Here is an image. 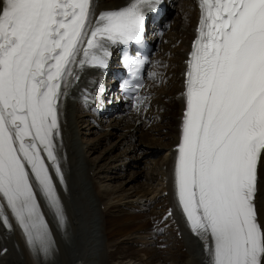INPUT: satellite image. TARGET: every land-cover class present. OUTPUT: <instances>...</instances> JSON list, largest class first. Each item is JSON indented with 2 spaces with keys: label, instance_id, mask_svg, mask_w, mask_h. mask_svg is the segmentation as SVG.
I'll use <instances>...</instances> for the list:
<instances>
[{
  "label": "snow or ice",
  "instance_id": "1",
  "mask_svg": "<svg viewBox=\"0 0 264 264\" xmlns=\"http://www.w3.org/2000/svg\"><path fill=\"white\" fill-rule=\"evenodd\" d=\"M150 2L132 0L93 24L91 0H0V200L34 248L51 246L37 188L64 222L49 173L54 168L63 183L56 154L62 85L76 63L103 66L107 43L138 40ZM200 8L185 73L176 192L211 264H264L254 204L264 161V0H200ZM0 217L10 227L3 204Z\"/></svg>",
  "mask_w": 264,
  "mask_h": 264
},
{
  "label": "bare ground",
  "instance_id": "2",
  "mask_svg": "<svg viewBox=\"0 0 264 264\" xmlns=\"http://www.w3.org/2000/svg\"><path fill=\"white\" fill-rule=\"evenodd\" d=\"M167 1L169 5L174 7L173 10L176 8L180 11L177 25L179 26L181 40L180 38L177 39L180 46L175 48L174 52H171L168 48L173 41L167 40L168 44H165L166 46L163 48L159 47L161 51L158 57L154 58L153 68L149 70L153 75V79L149 81V85L145 89V93H149L145 104L151 103V109L148 112L146 109L139 111L134 108L127 109L123 106L112 108L103 115V117H109L116 114V116L122 118L119 120L115 119V123L110 127L123 129V139L128 142L127 152H136L140 148L139 146H142L143 155L147 153L149 145L153 144L154 147H165L167 145L163 144L159 139H154L150 133H146L141 144H138L139 140H135L137 130L140 128L142 130L143 127H146L149 128L150 132L157 131V128L154 126L150 128L151 124L149 121L153 117L155 118L156 125L161 120V127L165 122L171 126V140L169 138L171 143L168 144V152L160 172L163 185L162 190L160 193L156 191V199H148L146 205L140 207L141 210H136L133 214L130 213V209H138L139 205L138 202L134 201L135 199L130 200V196H118L104 202L100 199V192L97 197H95L96 195L92 196L88 192L87 194L84 193L85 189L82 187L84 168H86L88 179H92L91 170L97 173L99 164L92 165L91 162H88L84 147L86 143L79 142L80 131L77 129V121L80 116L76 114L75 109L79 105H82L84 113L81 117L90 115L88 112L93 106L92 100L97 99L95 96L96 87L105 78L103 72L90 66L91 62L86 61L83 65L79 63L72 65L73 75L68 78L66 87L62 85V94L58 104L60 131L56 138V154L63 175V183H61L55 169L49 168V173L52 176L56 194L59 197L65 217V226L62 230H59L55 226L50 209L46 204L47 201L39 192V189H36L37 198L42 206L44 215L51 225L54 241L51 246L53 249L49 256L56 264H113L117 261L122 262V260L127 258L139 259L142 262L144 261L142 259L146 258L147 261L144 263L147 264H164L166 262L176 264L178 261L181 264H211V257L206 250L204 240L191 230L186 214L179 204L174 177L175 162L178 155L175 146L180 141L182 112L186 106L183 94V91L186 89L184 74L187 63H185V60L187 59L188 52H190L192 40L197 37L198 33L195 28L199 22L201 12L195 0H191V3H182L181 0ZM131 2L132 0H91L92 15L90 19L94 24L95 19L101 13L119 10L127 7ZM176 4L182 5L178 6ZM190 17L192 18L190 19ZM162 41L166 40L163 38ZM115 46L116 44L106 46L109 49L108 53L111 51V54H113ZM166 52H168L167 57L164 56ZM79 59H84L82 53L77 58V60ZM159 59H161V62L156 64V61ZM159 78L162 80L159 81ZM167 83L173 84L172 87ZM163 84H166V88L168 89L171 87L168 92L170 94L168 98H165L164 94L160 93L164 89ZM156 85H160L161 88L155 90ZM152 91L153 96L150 95ZM79 95H83L84 97L79 98ZM86 100H90L89 105L85 103ZM100 107H102L100 110L102 112L108 110L104 105ZM102 112L96 113L102 116ZM103 121L104 119L97 118L93 121L94 124H89V127H100L104 125L105 122ZM127 123H130L127 127L122 126ZM127 142L123 143L126 144ZM120 156L122 157V155ZM257 175L254 204L257 220L261 225H264V161L258 165ZM33 183L35 186L34 181ZM92 184L95 185L94 182ZM165 191L168 192L167 195H162L161 193ZM149 194L150 189L136 191V196H139L138 199L140 200H146L145 197ZM91 197H95L97 201L95 202L94 199L91 201ZM73 202H75L74 206ZM0 204H3V215L7 217L8 224L10 225V227L5 225L3 217H0V264H42L39 261L38 249L27 243L25 233L16 221L11 209L7 207L5 201L0 200ZM94 204L99 209L98 220L95 219L96 210ZM170 206L173 208V215L168 217L167 211ZM126 209L128 210L126 211ZM83 219H85L84 224L88 231L84 232L83 238L78 241L77 234H79ZM97 221H99V224ZM97 225H100L98 227L100 240L102 241L100 249L91 240L92 233L95 235ZM163 227H167L168 233L172 235L171 242H173V246L170 248L169 258H164L160 251L165 246V243L167 244V241H162L163 238L161 239L158 236L162 232ZM178 232L182 236H179ZM146 235L156 237L153 243L155 250H151L149 246L142 247L141 240ZM73 238L77 239V248L74 253H69L68 243ZM12 242L20 250V256L15 254ZM143 243L145 244V241ZM108 246L112 247V250L109 252L105 248ZM3 248H8L5 253H1ZM48 251L50 252L49 249ZM154 251H157V253Z\"/></svg>",
  "mask_w": 264,
  "mask_h": 264
},
{
  "label": "rangeland",
  "instance_id": "3",
  "mask_svg": "<svg viewBox=\"0 0 264 264\" xmlns=\"http://www.w3.org/2000/svg\"><path fill=\"white\" fill-rule=\"evenodd\" d=\"M189 1L190 0H186ZM181 2H185V0H181ZM177 14L180 16V12H177L175 14L172 15L173 19L172 22L176 20L177 18ZM192 17H190L191 19ZM192 23V22H190ZM173 26H175V29H170V31L167 33L166 38L170 39L172 42V44L170 46H168V48L170 49L171 52L175 51V48L179 47L180 44L178 42L177 39L180 38L181 40V36L179 35V26L175 25L173 23ZM168 42H164L162 47L165 46V44H167ZM165 57L168 56V52H166L164 54ZM161 60L158 61V63ZM167 65V64H166ZM162 79L159 78V81H161ZM169 86L173 84L167 83ZM164 85V89L161 90V94H164L165 98H168V96L170 94H168L169 90L171 89V87L168 89L166 88V84ZM157 90H159L161 88L160 85H156L155 87ZM155 89V90H156ZM163 92V93H162ZM170 99V98H169ZM148 110V109H147ZM75 112L78 116H80L78 118V126L77 129L80 131L79 134V142L80 143H87L85 146V153L88 159V162H91L92 165H97L99 164V170L97 171L98 177L95 179L94 183L95 185L92 184V190L90 189L89 184L92 183V181L90 179H88L89 177L86 176V168H84L83 170V179H82V187L83 189H85L84 193L87 194V192L89 194H91L92 196H95V193L93 191L98 190L100 192L102 201L106 202L109 201L111 199H114L118 196H130V200L135 199V202H138L139 208L138 209H130V213L133 214V212L135 213L136 210H141L140 207H144L146 205V201L148 199H156L157 198V192L158 191L160 193V191L162 190V177L160 175L161 172V167L163 166L166 154L168 152V144H170V130H171V126L165 122L163 123L162 127H161V120H159L158 124L156 125L155 123V118L153 117V119H151L149 121V123L151 124L150 128H153L152 126H154L155 128H157V131L155 132H150L149 128L143 127V129L141 130V128L139 130H137L136 132V136H135V140H139L138 144H141V141L144 139V135L146 133H150L152 137H154V139L159 141L161 140L163 142V144L167 145V146H159V147H154L153 144L149 145V149L147 150V153L145 155L142 154L143 152V148H141L142 146H139L140 148L136 151V152H127V146H128V142L123 139V129H120L119 127H110V123L107 122L104 126V128L98 130L99 127H91L89 129L88 124L90 123L89 120L88 122H86L87 118H81V115L84 113V108L82 105H79L76 109ZM79 112L82 113L81 115H79ZM149 112V111H148ZM153 112V111H151ZM108 121V120H106ZM115 123V122H112ZM130 124V123H129ZM127 124H123L122 126H128ZM155 124V125H154ZM100 127H103L100 126ZM107 127H109V129H107ZM105 134V135H104ZM170 138V140H169ZM123 142H127L126 144ZM151 144V143H149ZM151 149V150H150ZM160 150V151H155L154 150ZM142 154V155H141ZM124 158L122 159L121 156ZM143 158V159H142ZM130 160V164L129 163ZM98 161V162H97ZM97 162V163H96ZM132 166V167H131ZM125 170H123L122 169ZM119 168L121 170L124 171V173H120L119 172ZM101 170V173H100ZM121 171V172H123ZM140 173V175H139ZM112 178H111V176ZM116 175V178H115ZM110 176V177H109ZM87 179V180H86ZM99 183V185L96 187V184ZM89 187V188H88ZM142 189H150V194L145 197L146 200H140L138 199L139 196H136V191H140ZM92 191V193H90ZM94 194V195H93ZM165 194V193H164ZM166 195V194H165ZM97 197V196H95ZM95 197H91V201L94 199V201L96 202V198ZM75 205V202H73V206ZM95 207V219L98 220L97 216L99 217V209L98 207H96V205L94 204ZM77 209V206H76ZM129 209V208H128ZM126 209V211L128 210ZM85 219H83V221L81 222V227L79 230V234L78 235V241H80V239L83 238L84 234L86 233L87 228L84 224ZM99 222V221H98ZM84 226V227H83ZM98 227V225H97ZM100 227V225H99ZM85 232V233H84ZM83 233V234H82ZM164 233V231L161 232V234ZM163 236V235H162ZM161 236V237H162ZM80 237V238H79ZM92 237H94V234L92 233ZM91 237V240H93ZM74 239V240H77ZM132 240V239H130ZM154 240L153 237H149V235H146L145 238H143L141 240L142 244L144 245V241L146 243H152ZM167 240H169L167 238ZM13 243V248H14V252L17 255H21L20 250H18L16 244L14 242ZM171 246H173V242H170ZM142 245V247H143ZM169 243L167 244L168 247ZM148 245H144V247H147ZM165 250L161 252V255L165 258V257H170L169 253H170V248L169 251H166V248H164ZM161 251V250H160ZM20 254H19V253ZM130 259V258H129ZM125 260V261H124ZM121 261H117L114 262L113 264H147L144 263L146 262V258H143L142 260H144L143 262L139 259H130V261H126V259H124ZM139 261H141L139 263ZM166 262V261H165ZM176 263V262H175ZM164 264H170L169 263H164ZM176 264H181L180 261H178Z\"/></svg>",
  "mask_w": 264,
  "mask_h": 264
}]
</instances>
